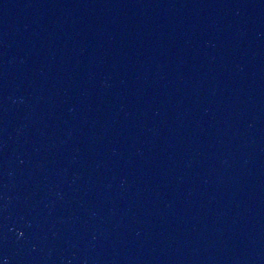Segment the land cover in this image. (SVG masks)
Returning a JSON list of instances; mask_svg holds the SVG:
<instances>
[{"label": "water", "instance_id": "water-1", "mask_svg": "<svg viewBox=\"0 0 264 264\" xmlns=\"http://www.w3.org/2000/svg\"><path fill=\"white\" fill-rule=\"evenodd\" d=\"M0 264H264V0H51L0 73Z\"/></svg>", "mask_w": 264, "mask_h": 264}]
</instances>
